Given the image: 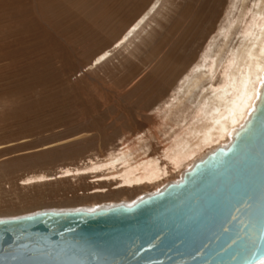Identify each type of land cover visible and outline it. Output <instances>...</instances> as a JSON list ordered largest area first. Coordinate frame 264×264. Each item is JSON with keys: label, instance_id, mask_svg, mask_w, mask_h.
I'll return each mask as SVG.
<instances>
[{"label": "rangeland", "instance_id": "obj_1", "mask_svg": "<svg viewBox=\"0 0 264 264\" xmlns=\"http://www.w3.org/2000/svg\"><path fill=\"white\" fill-rule=\"evenodd\" d=\"M153 1L0 0V220L134 203L180 179L169 166L164 182L124 192L107 184L106 193L87 195L101 188L90 183L92 175L59 178L115 149L139 155L143 134L148 155L165 159L173 122L157 108L233 18L234 0L212 20L183 14L192 0H162L132 38L91 68ZM239 37L232 33L230 45ZM82 133L86 138L68 142ZM41 176L53 180L24 185Z\"/></svg>", "mask_w": 264, "mask_h": 264}, {"label": "water", "instance_id": "obj_2", "mask_svg": "<svg viewBox=\"0 0 264 264\" xmlns=\"http://www.w3.org/2000/svg\"><path fill=\"white\" fill-rule=\"evenodd\" d=\"M264 85L228 150L134 206L0 220V264H259Z\"/></svg>", "mask_w": 264, "mask_h": 264}, {"label": "bare ground", "instance_id": "obj_3", "mask_svg": "<svg viewBox=\"0 0 264 264\" xmlns=\"http://www.w3.org/2000/svg\"><path fill=\"white\" fill-rule=\"evenodd\" d=\"M192 1L195 5H192L193 2L184 5L183 14L192 11L190 16L195 20L202 19L205 15L212 20L225 0ZM162 4V0H154L112 47L104 50L93 60L90 67L104 62L118 46L132 38ZM231 6L233 18L213 37L201 61L187 71L169 98L157 108L163 112L166 119L173 122L169 129L171 142L164 155L165 159L148 155L150 138L143 134L137 139L139 150L142 151L139 155L128 148L121 151L110 150L107 160H96L97 155L91 156L84 168H67L61 173L67 175L59 176L62 179L92 177L94 180L90 183L101 188H95L87 195L106 193L107 190L102 188L104 187L102 185L107 184L116 185L112 191L124 192L149 187L156 180L164 182L172 176L169 166L175 168L176 177L180 179L140 197L134 203L55 212H94L120 205L134 206L152 195L165 191L170 185L182 182L188 171H192L199 162L218 149L230 148L238 132L254 113L264 85V0H234ZM232 33L240 35L236 47L230 45ZM84 138L86 133L79 134L68 142L74 139L81 141ZM142 155L143 157L138 159ZM90 175L92 176L89 177ZM39 178L41 180H38ZM39 178H29L25 180L27 183L24 185L53 180L45 176ZM261 261H264V258L259 264Z\"/></svg>", "mask_w": 264, "mask_h": 264}, {"label": "snow or ice", "instance_id": "obj_4", "mask_svg": "<svg viewBox=\"0 0 264 264\" xmlns=\"http://www.w3.org/2000/svg\"><path fill=\"white\" fill-rule=\"evenodd\" d=\"M261 264H264V261H261Z\"/></svg>", "mask_w": 264, "mask_h": 264}]
</instances>
